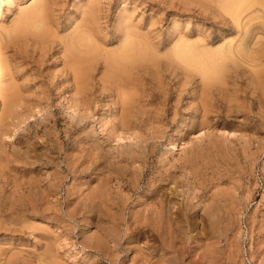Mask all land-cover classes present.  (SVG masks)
Instances as JSON below:
<instances>
[{
    "label": "rangeland",
    "instance_id": "374dc122",
    "mask_svg": "<svg viewBox=\"0 0 264 264\" xmlns=\"http://www.w3.org/2000/svg\"><path fill=\"white\" fill-rule=\"evenodd\" d=\"M36 1L43 3L46 1V5L50 4L47 5V9L45 8L48 15L44 14L46 15L44 20L45 23H49L45 25L51 28H48V34L50 32L53 34H49V37L47 34L41 36L43 38L40 36L30 38L17 33L19 37L14 35L12 39L7 40L4 36L6 29L4 34H1L0 30V59L6 57L0 61L7 71L4 79L0 81V109L3 110L4 105L9 110L5 109L6 112L13 113L6 115L4 110L5 114L0 111V116L2 115L0 142L3 145L0 144V148L4 147L0 149V156L1 159L3 156H7L8 159L10 157L9 163L6 157H3V162L0 161V263L25 264L26 260L28 264L31 263L30 261L35 264H38V261L39 264L52 262L54 264H173V261L174 264H264V71H261L264 68V0H246V3L243 2L244 6L241 5L242 0H238L240 4L237 0H97L96 7L94 6L97 2H93L96 0H90L91 2L89 0H17L13 6L4 0L1 1L3 4L0 2L2 14H0V29L4 30L3 26L13 27L12 24H15L16 20L19 21L16 18L20 19L32 5L36 6ZM221 1H228L229 5L236 1L238 6L234 2L233 8L236 6L235 8L238 9L240 6L242 9L237 10L236 16L234 13L237 12L236 9L229 10L232 7L229 8L226 3L228 6L226 8L225 2ZM87 4L91 9L93 7L91 11ZM92 12L97 13L94 15ZM85 14L86 17L90 14L91 19H88L92 25L85 18ZM87 22L89 25H86ZM119 25L123 26L122 29ZM77 27L83 28H80L81 33L87 31L85 34L89 32L90 35L93 32L92 35H96V38L93 36L91 40V36L81 34ZM76 29L80 35L88 37L93 42L97 39L96 41L101 44L100 41L105 39L100 45L105 46L104 48L97 43L103 51L99 49L101 53L98 56L101 57H94L91 63L94 66L98 64V67L92 66L93 74L90 72L91 78L88 79L90 82L87 81L90 85H86V82L82 85V90L81 87L76 86L74 77L69 71L66 60L68 52L64 44L70 39L69 35L72 36L71 39L78 36V32L74 31ZM123 29L125 32H122ZM129 29L132 33L137 31L138 33L133 34H138L139 37L131 36L141 38L146 42L147 47L152 38L153 43L149 44L152 47L149 49L150 52L154 54L158 51L161 54L154 55L157 56L158 63H142V69L139 68L142 72L140 76L139 74L136 75L138 77L133 76V81L137 84L139 82V86H135L130 92L134 93L140 86H142L140 90L141 88L143 90L139 91L140 93L136 91L140 97L130 93L135 98L136 104L138 100L142 102V105L138 102L140 106L131 104L133 107L129 108L128 113L125 112L128 115H125L128 122L133 119L131 124H127L129 128L132 126L131 130L125 129L126 125L124 124V128L122 121H119L123 116L119 106L124 96L114 84L104 81L106 71L108 73V68H104L107 67L104 61L107 55L105 52L109 49V52L112 50L114 52L115 47L118 52L122 48V41L125 42L124 40L127 39L124 37H129L131 34L126 32ZM139 31L144 37H141L143 35L139 34ZM146 33L150 38L145 37ZM179 39L182 42L185 40L184 43L189 42L190 45L197 43V46L193 45V49L195 46V49L199 47L197 50H201L202 46L204 48L202 50H208L205 53L196 50L198 53H195L199 55H193L195 53L192 52V56H197L200 64L207 65L203 66L207 70L210 71L213 67L209 74L211 73V78L215 75L213 77L215 82L210 78L212 84H209V80L206 79L209 74L205 76L206 74L201 70L198 71L199 67L198 70L196 66L192 69L200 72L198 74L196 71L194 74L199 76L203 74L201 76L209 82L207 86H212L209 89L211 91H207L209 87L203 88L207 87L205 84L200 87L204 80L201 81L199 77L200 81H198L199 79L194 77L191 66L185 65V68H182L184 62L181 63L182 65L176 64L179 59L174 58L177 51L173 49L180 43ZM96 41L95 44L92 42L93 46L96 45ZM203 44L209 49L213 48L212 52ZM181 48L182 46L177 47V49ZM181 50H184V47ZM200 52L203 53V60ZM213 52H217L218 58ZM226 53L231 55H225ZM203 55L209 57L203 58ZM220 56L230 61L221 60ZM175 59L177 61L174 62ZM5 60H9L10 63L7 61L4 63ZM220 63L225 66L231 64V67L228 65L226 66L228 69L224 70V66ZM200 64L198 65L201 67ZM221 67L225 71L224 74ZM183 69H188L186 71L188 78L185 76L186 73H183L185 72ZM188 71H192L190 74L192 77L188 75L190 73ZM217 71L219 76L215 73ZM220 75H223L224 81ZM217 77L220 83H217ZM10 86L15 89L14 99L11 100V104H14V100L15 104L10 105L8 109L2 94L7 88H11ZM200 88L204 92H201ZM199 97L203 100H199ZM205 97L207 100L204 99ZM194 98H197V101H194ZM117 99L120 103H117ZM204 100L208 102H203ZM68 101L76 104L75 108L80 117L69 108ZM200 101L203 104L210 103L208 111L211 112L207 111L208 105H203ZM213 102L216 106H213ZM203 106L205 110L201 112L199 109ZM10 109H14L13 112ZM213 109L217 112L215 113ZM207 112L210 117L205 116L208 115ZM118 113L121 116H116L119 115ZM3 115L8 117L5 118ZM147 116L154 121H149ZM4 119H8V123ZM200 119L203 122H200ZM7 124L12 127H8ZM108 127L112 130H108ZM4 128L11 131L7 130L8 134L3 135L2 133L6 132ZM180 131L182 133H179ZM117 136H120V139ZM117 139L120 141L117 142ZM168 171L173 172L175 177L178 176L176 183L173 179L166 178ZM137 173L142 180H138ZM161 185H165V191L162 190L157 194L154 190L156 186H159L158 189L161 188ZM44 189H47V192ZM152 189L153 192L150 191ZM34 192L37 194L35 195ZM105 192L106 200L103 199ZM162 192L165 193L164 197L169 192L165 197L167 199L163 201L165 203H161L163 208L157 203L161 202L158 200H161ZM99 195L103 203L97 197ZM220 201L221 203H218ZM31 203L34 204L32 207ZM23 206L28 207V210ZM103 207L106 209L104 210ZM164 208L170 209L172 216H175L176 231L166 227L167 231L162 228L159 230V224L166 223L168 226L166 214L161 213ZM16 209L17 212L21 210L20 213H17ZM27 215L30 217L28 218ZM176 218L183 221H178ZM220 223L222 226L219 225ZM58 226H60L59 230ZM47 230L50 232L47 233ZM48 236L56 237L49 239ZM51 241L56 244H52ZM55 252H58V255H54ZM169 256L173 257L170 262H168ZM11 259L16 260V263Z\"/></svg>",
    "mask_w": 264,
    "mask_h": 264
},
{
    "label": "bare ground",
    "instance_id": "6f19581e",
    "mask_svg": "<svg viewBox=\"0 0 264 264\" xmlns=\"http://www.w3.org/2000/svg\"><path fill=\"white\" fill-rule=\"evenodd\" d=\"M1 1H4V0H0V2ZM11 1H13V2H10V1H8L7 0V3L9 4V2L11 3V5L13 6V5H15V3L17 2V0H11ZM90 1V0H89ZM92 1V0H91ZM90 1V2H91ZM216 1V0H215ZM223 1V0H222ZM221 1V2H222ZM229 1H231V0H229ZM233 1V0H232ZM238 1V0H237ZM239 1H241V0H239ZM238 1V3L240 4L241 2H239ZM248 1V0H247ZM42 2V1H41ZM41 2H38V1H36V3H37V5L36 6H33V8H32V6H31V10L29 9V8H27V10L29 9V11L28 12H25L21 17H20V19L19 18H16V19H18L19 21L18 22H16L15 20V24L13 23L12 25H13V27L12 26H9V27H11V28H9L8 26V28L7 27H5V26H3L4 27V30L3 29H0L2 32H1V34H4V31H5V29H6V31H5V37H6V39L8 40V38H10V39H12L13 37H14V35L16 36L17 35V33H20V34H24V35H26V36H29L30 38H32V36H46L47 34H48V28H50V26H46L45 24H47V23H45V21L46 20H44V19H46V15H44V14H47L48 15V13H46V11H45V8L47 9L48 8V6L47 5H50L49 3L46 5V1H44V3H45V5H44V3L42 4ZM89 2V3H90ZM93 2H97V0L96 1H93ZM225 2V1H224ZM224 2H222V3H224ZM235 2V3H234ZM233 3L236 5L237 3H236V1H234ZM243 2H245L246 3V0H242V4L241 5H245V4H243ZM2 4H3V2H1ZM36 3H34V5L36 4ZM38 3H40V4H38ZM219 3H220V1H219ZM221 3V4H222ZM226 3H227V5L229 6V8L230 7H232V8H230L229 10H232L233 9V11H234V8L236 7L235 5V7L233 8V6H232V2H230V3H232L231 5H229V3H228V1H226L225 2V5L224 6H226ZM263 3H264V1H263ZM92 5H93V3H91ZM98 4V2L95 4V6L94 7H96V5ZM10 5V4H9ZM8 5V6H9ZM88 5V4H87ZM87 5H84V6H87ZM91 5V6H92ZM47 6V7H46ZM84 6H83V8H84ZM89 7H90V5H88ZM228 6H226V8H228ZM237 6H238V4H237ZM242 6V7H243ZM7 7V6H6ZM16 7V6H15ZM88 7V8H89ZM98 7V6H97ZM12 8V7H11ZM239 8H241L240 6L238 7V9H236L235 11H237V10H240ZM244 8V7H243ZM10 9V8H9ZM13 9V8H12ZM90 9V11L93 9V7H92V9H91V7L89 8ZM95 9V8H94ZM242 9V8H241ZM81 10V9H80ZM83 10H85V9H83ZM86 10H87V7H86ZM97 10V9H96ZM98 10H100V9H98ZM22 11V10H21ZM25 11H26V9H25ZM48 11V10H47ZM88 11V10H87ZM93 11H95V10H93ZM10 12V11H9ZM8 12V13H9ZM80 13V12H79ZM83 13H89V12H83ZM83 13H81L82 15H83V17H84V14ZM91 13V12H90ZM93 13V12H92ZM97 13V12H96ZM95 13V14H96ZM235 14H236V16H237V13H238V11L237 12H234ZM0 14H1V10H0ZM11 14V13H10ZM94 14V13H93ZM94 14V15H95ZM2 15V14H1ZM45 17H44V16ZM19 17V16H18ZM44 17V18H43ZM83 17H81V18H83ZM96 17V16H95ZM122 17V16H121ZM85 18L86 19H88V18H90V14L88 15L87 14V17H86V14H85ZM97 18V17H96ZM91 19V18H90ZM92 19H95V18H92ZM125 19V18H124ZM48 20V19H47ZM44 21V22H43ZM73 21V20H72ZM75 21V20H74ZM81 21H83V20H81ZM88 21L91 23V21L88 19ZM92 21H94V20H92ZM126 21H127V19H126ZM125 21V22H126ZM48 22V21H47ZM120 22V21H119ZM83 23V22H82ZM85 23V22H84ZM97 23V22H96ZM49 24V23H48ZM47 24V25H48ZM98 24V23H97ZM120 24V23H119ZM122 25H123V23H121ZM126 24V23H125ZM86 25H89L88 24V22L86 23ZM91 25H92V23H91ZM95 24H93V26H94ZM121 25V26H122ZM127 25V24H126ZM125 25V26H126ZM130 25V24H129ZM82 26V25H81ZM92 26V27H93ZM120 26V25H119ZM121 26H120V28H121ZM2 27V28H3ZM90 27V26H89ZM88 27V28H89ZM96 27V26H95ZM123 27V26H122ZM128 27V26H127ZM132 27V26H131ZM47 28V29H46ZM78 28V27H77ZM81 28V27H80ZM80 28H78V30H79V32H80ZM87 28V27H86ZM94 28V27H93ZM126 28V27H125ZM130 28V27H129ZM135 28V27H134ZM133 28V29H134ZM137 28V27H136ZM51 29V28H50ZM49 29V30H50ZM81 29H83V28H81ZM91 29V28H90ZM95 29V28H94ZM93 29V30H94ZM122 29V28H121ZM128 29V28H127ZM127 29H125V30H127ZM131 30H132V28H130ZM130 29L128 30V31H126L128 34L129 33H131V34H129L130 36L131 35H135V34H133V33H136V32H133L132 33V31H130ZM78 30L76 29V30H74V31H77L78 32ZM92 30V29H91ZM92 30V31H93ZM134 30H137V29H134ZM139 30V29H138ZM50 31H52V30H50ZM73 31V30H72ZM71 31V33H73ZM90 31V30H89ZM96 31H98V30H95V32ZM78 32V36L76 37L75 36V38H73V39H71L72 38V36L70 37V35H69V40H68V38L66 39V40H68L66 43L64 42V44H66L65 46H66V52H68V55H66V56H68V58L66 59L67 60V63H68V65H67V63H66V65L69 67V71L71 72V75H73V81H75V84H77L76 86H79V87H81V90H82V85L83 84H85L87 81H88V79H89V77H90V72L92 73V71L91 70H94V69H92V66H94L91 62H93L92 61V59L94 58V57H96V56H98V54H100L101 53V51L99 50V49H101V48H104V47H102V46H100L101 44H102V42H105V41H103V40H105V39H103V37H102V39L103 40H101L100 42H101V44L100 43H98L96 40L97 39H94V42L96 41V45H97V43H98V45L101 47V48H99L98 47V45L96 46H93L92 45V42L93 41H91L92 40V37L94 36V35H92V33L89 35V32H88V34H85V32H87V31H85V32H83L82 31V33L84 34V35H86V36H91L90 37V39L88 38V37H85V36H83V35H80V33ZM122 32H125L124 31V29H123V31ZM51 33L52 32H50L49 34L51 35ZM81 33V34H82ZM99 33H100V29H99ZM99 33H97V35L99 34ZM126 33V34H127ZM138 33V32H137ZM49 34H48V36L47 37H49ZM53 34V33H52ZM73 34H76V33H73ZM139 34H142V33H140V31H139ZM145 34V33H144ZM22 35H21V37H22ZM120 35H121V33H120ZM123 35V34H122ZM128 35V36H129ZM143 35V34H142ZM96 36V35H95ZM94 36V37H95ZM124 37V38H127L126 40H124L125 42H123L122 41V48L121 49H119L118 50V52H117V50H116V47H115V50H114V52H113V50H112V52H109L110 51V49L108 50V52H105L107 55H106V58L104 59V61H106L105 63L107 64V67H104V68H108L107 70H108V73H107V71H106V75H104V81H108L109 83H111V85L112 84H114L115 85V88H117V90L119 89L120 90V94H122L123 96H124V98L122 99L121 97H122V95H121V103L119 102V100H118V102L117 103H120V111L123 113H121V115H123L122 116V119L121 120H119V121H122L121 123L123 124V127H124V124L126 125V127L128 126L127 124L129 123V124H131L133 121V119L131 120V122H128V119L125 117V115L126 116H128L127 115V113H128V110H129V108L131 107H133L134 106V104H136L134 101H135V98L133 97V95H131L130 93H132V94H134V95H136V96H138L139 95V93L143 90L142 88H141V90H140V87H142V86H140L139 87V89H138V87H137V89H135L136 91H140L139 93L138 92H136V94H135V92L133 93V92H130V91H133L134 90V88H135V86H139L138 84H139V82H138V84L136 83V81H133V76L135 75H137V74H139V76H140V73H142L141 72V69H142V63H150V64H155L156 62L158 63L159 62V60L157 59V56H154V55H157V53L158 54H160L158 51L156 52L154 49H156V47L153 49L155 52H156V54H155V52H154V54L152 53V52H150V50L149 49H151L152 47H150V45L149 44H152L153 43V41H152V38H150V37H148V36H150V35H148L147 36V33H146V35H145V37L147 36L148 38H150L151 39V42H149L148 43V47H150V48H148L147 47V45H146V42H144L141 38H137V37H139L138 36V34L137 35H135V36H137L136 38L133 36H131V37ZM3 37V36H2ZM17 37H19L18 35H17ZM64 37H66V36H64ZM98 37H99V35H98ZM122 37V38H123ZM141 37H144V35L143 36H141ZM182 37V36H181ZM25 38V37H24ZM33 38H35V37H33ZM37 38V37H36ZM41 38H43V37H41ZM96 38V37H95ZM99 38H101V36L99 37ZM128 38H130V39H128ZM147 38V39H148ZM5 39V40H6ZM28 39V38H27ZM44 39H46L45 37H44ZM43 39V40H44ZM64 39V40H65ZM182 39V38H181ZM181 39H179V41H180V43L178 44V45H176L175 47H174V51H177L174 55H175V57L174 58H178L179 60H181V61H179L178 60V62H176V64L178 63H180V65H182L181 63L182 62H184V65H182L181 67L183 68H185V65H187V67H190L191 66V68L190 69H192V67H194V66H196V69L199 67V70L198 71H202L203 73H205L206 75L205 76H207L208 74H209V72H212L211 70L213 69V67H212V69L209 71V70H207L206 68H204L203 66H207V65H204V64H200L198 61V59L196 58L199 54H196L195 52H197V51H203V53H205V51H208V50H206L205 49V51L204 50H202V49H204L202 46L200 47V49L201 50H197L198 48H196L195 49V46H194V49L192 48L193 47V45L195 44L194 42V44L193 45H190V43L188 42H185V43H187V44H185L184 43V41L182 42L181 41ZM245 39V38H244ZM243 39V40H244ZM91 41V44H90V41ZM99 40V39H98ZM145 40V39H144ZM12 41V40H11ZM11 41H9V42H11ZM120 41H121V38H120ZM147 41V40H146ZM149 41V40H148ZM147 41V42H148ZM178 41V42H179ZM8 42V43H9ZM13 42V41H12ZM93 42V43H94ZM119 42V41H118ZM236 42H238V41H236ZM243 42H246V41H243ZM106 43H108V42H106ZM105 43V44H106ZM181 43H182V45H181ZM10 44V43H9ZM95 44V43H94ZM120 44V43H119ZM183 44H184V46H183ZM192 44V43H191ZM198 44H200V43H198ZM121 45V44H120ZM120 45H119V47H120ZM156 45V44H155ZM154 45V46H155ZM182 46V48L181 49H183V47H184V50H181V49H177V47L179 46V48ZM196 46H197V43L195 44ZM204 45V44H203ZM243 45V44H242ZM64 46V47H65ZM205 46V48H208L209 49V47H207L206 46V44L204 45ZM227 46H229V45H227ZM234 46H236V45H234ZM109 48V47H108ZM175 48H176V50H175ZM244 48V47H243ZM106 49L107 48H105V51H106ZM113 49V48H112ZM117 49H118V45H117ZM158 49V48H157ZM213 49V48H212ZM212 49H209V51H211ZM219 49V48H218ZM227 49H229V47H227ZM233 49L234 48H232V52H233V54L235 53L234 51H233ZM102 50V49H101ZM171 50H172V48H171ZM193 50H195V51H193ZM197 50V51H196ZM221 50H223V49H221ZM103 51V50H102ZM152 51V50H151ZM170 51V50H169ZM214 51H216L215 49H214ZM228 52H229V50H227ZM248 51V50H247ZM117 52V53H116ZM192 52L193 53H195V54H193V55H197L196 57L195 56H192ZM201 52H200V54H201ZM212 52V51H211ZM238 52V51H237ZM250 52V51H249ZM102 53H104V52H102ZM170 53V52H169ZM169 53H167V54H169ZM198 53V52H197ZM202 53V54H203ZM217 53V52H216ZM216 53H214L213 52V54H215V55H217ZM231 53V52H230ZM254 53V52H253ZM261 53V52H260ZM259 53V54H260ZM171 54V53H170ZM169 54V55H170ZM173 54V53H172ZM171 54V55H172ZM202 54H201V59H202ZM220 54V53H219ZM232 54V55H233ZM243 54V53H242ZM251 54H252V52H251ZM256 54H257V52H256ZM103 55V54H102ZM105 55V54H104ZM103 55V56H104ZM161 55V54H160ZM168 55V56H169ZM170 55V56H171ZM222 55V54H221ZM225 55H231V54H225ZM237 55H239V54H237ZM262 55V54H261ZM0 56H1V51H0ZM159 56V55H158ZM166 56V55H165ZM218 56L219 55H217L216 57L218 58ZM224 56V55H223ZM236 56V55H235ZM243 56V55H242ZM98 57H101V55L100 56H98ZM162 57V56H161ZM173 57V56H172ZM195 57V58H194ZM200 57V56H199ZM204 57H209V55L207 56H204L203 55V58ZM211 57H213V56H211ZM222 56H220L219 58H221ZM236 57H238V56H236ZM247 57V56H246ZM260 57V56H259ZM259 57H256V58H259ZM3 58L5 59L6 57H1V59L0 60H3ZM167 58V57H166ZM214 58V57H213ZM216 58V59H217ZM243 58V57H242ZM244 58H245V56H244ZM162 59V58H161ZM169 59V58H168ZM226 60L225 58H221V60ZM232 59L234 60V57L232 56ZM158 60V61H157ZM203 60V59H202ZM227 60H229V59H227ZM226 60V61H227ZM253 60V59H252ZM7 61V63L9 62L10 63V61L9 60H5L4 61V63ZM161 61V60H160ZM171 61V60H170ZM175 61H177L176 59L174 60V62ZM205 61V60H204ZM219 61V60H218ZM230 61V60H229ZM101 62H102V60H101ZM201 62V61H200ZM220 62V61H219ZM225 62V61H224ZM223 61H222V63H224ZM6 63V64H7ZM95 63V62H94ZM103 63V62H102ZM104 63V64H105ZM145 63V64H146ZM204 63V62H203ZM207 63H208V61H207ZM228 63V62H227ZM231 63H234L235 64V62H231ZM236 63H237V61H236ZM92 64V65H91ZM103 64V65H104ZM170 64V63H169ZM198 64H200L201 65V67L203 68V69H201V67L198 65ZM211 64V63H210ZM209 64V65H210ZM96 65H97V67H98V64H95V66L94 67H96ZM99 65H100V63H99ZM174 65V64H173ZM172 65V66H173ZM217 65H218V63H217ZM216 65V67L217 68H219L220 69V67H218ZM220 65L221 66H224V70H225V68H226V66H228L229 65V67H231V64H226V66H225V64L224 65H222L221 63H220ZM153 66V65H152ZM175 66V65H174ZM144 67L145 68H147L145 65H144ZM151 67V66H150ZM158 67V66H157ZM160 67V66H159ZM101 68V67H100ZM139 68H141V69H139ZM155 68V67H154ZM175 68H177V67H175ZM174 68V69H175ZM195 68V67H194ZM223 67H221V70H223L222 69ZM96 69L97 68H95V71H96ZM151 69V68H150ZM189 69V70H190ZM228 69V67L226 68V70ZM263 69V70H262ZM261 69V71H264V68H262ZM102 70V69H101ZM106 70V69H105ZM153 70V69H152ZM182 70V69H181ZM188 69H186V70H184L183 69V71H185V72H183V73H186V71H187ZM196 70V71H197ZM217 70V69H216ZM222 71V73L224 74V72L225 71ZM99 71H100V69H99ZM192 71H193V74L194 73H196V71L195 70H193L192 69ZM192 71H188V72H190L188 75H190V74H192L191 72ZM195 71V72H194ZM198 71H197V73H198ZM260 70H258V72H259ZM156 73H157V71H155ZM213 72H214V70H213ZM221 72V71H220ZM6 73H7V71H6V69H5V66L1 63V61H0V81H1V79L3 78L4 79V77L6 76ZM100 73V72H99ZM103 74H105L104 72H102ZM150 73H151V71H150ZM182 73V74H183ZM200 73V72H199ZM198 73V74H199ZM217 75H218V71L217 72H215ZM260 73V72H259ZM93 74V73H92ZM198 74H194L195 76L194 77H197V80L199 79V77H200V79H201V81H202V79L204 80V82H202V84L200 85V87L201 86H207L208 84L207 83H209V84H212V82H213V79H214V82H215V78H213L214 76H212V78L210 77L211 75V73L207 76V78L206 79H212V82H211V80H209V82H207L206 81V79H204L202 76H203V74H202V76H201V74H200V76L198 75ZM221 74V73H220ZM95 75V74H94ZM94 75H91V76H93L94 77ZM152 75V74H151ZM185 75V74H184ZM197 75V76H196ZM213 75V74H212ZM134 76V77H135ZM142 76V75H141ZM144 76H145V74H144ZM147 76V75H146ZM157 76V75H156ZM185 76H187V73H186V75ZM191 76V75H190ZM204 76V77H205ZM219 76V75H218ZM221 76V79L222 78H224V77H222L223 75H220ZM136 77H138V76H136ZM192 77V76H191ZM191 77H190V79H191ZM91 78V77H90ZM101 78H103V76H102V74H101ZM100 78V79H101ZM140 78V77H139ZM187 78H188V76H187ZM136 79V78H135ZM138 79V78H137ZM141 79V78H140ZM139 79V80H140ZM149 79V78H148ZM195 79V78H194ZM200 79L198 80V81H200ZM218 81H217V83L219 82L220 83V81H219V79H218V77L216 78ZM90 80V79H89ZM102 80V79H101ZM113 80V81H112ZM196 80V79H195ZM223 80V79H222ZM106 81V82H107ZM206 81V82H205ZM224 81V80H223ZM88 82H90V81H88ZM86 83V85L87 84H89V83ZM101 82H103V80L101 81ZM105 82V83H106ZM112 82H114V83H112ZM136 84H135V83ZM140 82H141V80H140ZM108 83V84H109ZM134 83V84H133ZM143 83V82H142ZM194 83V82H193ZM199 83V82H198ZM216 83V84H217ZM261 83V82H260ZM0 84H1V82H0ZM203 84H205V85H203ZM90 85V84H89ZM88 85V86H89ZM105 85V84H104ZM110 85V84H109ZM141 85V84H140ZM196 85H197V83L195 84V86L194 87H196ZM198 85V86H199ZM87 86V87H88ZM133 86V87H132ZM211 86V85H210ZM210 86H207V87H203V88H205V89H207L208 87V89H207V91L210 89ZM216 86V85H215ZM215 86H214V88H215ZM11 88H7V90H5V93L3 92V94H2V97L4 96L5 97V99H6V101H4L5 103L4 104H6V107H8V109H9V107H10V105H12L11 104V100H12V98H13V95H14V92H13V90L15 91V89H14V87H12V86H10ZM86 87V88H87ZM107 87H108V85H107ZM113 86H111V88H112ZM185 87V86H184ZM212 87V86H211ZM217 87V86H216ZM78 88V87H77ZM84 88H85V85H84ZM193 88V87H192ZM218 88V87H217ZM216 88V89H217ZM112 89H114V88H112ZM181 89V88H180ZM184 89V88H183ZM194 90V89H193ZM221 89H219V91H220ZM223 90V89H222ZM84 91H86V89L84 90ZM111 91V90H110ZM115 90H113V92H114ZM194 91H196V89L194 90ZM198 91V90H197ZM200 91H201V88H200ZM206 91V90H205ZM209 91H211V90H209ZM225 91H227V89L225 90ZM263 91V90H262ZM81 92V91H80ZM201 92H204V90H202ZM16 93V92H15ZM83 93V92H82ZM117 93V92H116ZM138 93V94H137ZM183 93V92H182ZM207 93V92H206ZM206 93H203V94H206ZM222 93H223V91H222ZM118 95H119V93H118ZM180 95V94H179ZM200 95H201V93H200ZM207 95V94H206ZM215 95V94H214ZM229 95H230V93H229ZM155 96V95H154ZM203 96V95H202ZM117 97V96H116ZM139 97H140V95H139ZM160 98H162V96H159ZM158 97V98H159ZM197 97V96H196ZM209 97V96H208ZM212 97V96H211ZM118 98V97H117ZM119 98V99H120ZM138 98V97H137ZM156 98H157V96H156ZM4 99V98H3ZM4 99V100H5ZM14 99V98H13ZM197 99V98H196ZM195 98L193 99L194 101H197ZM199 100H203V98L201 97V99H200V97L198 98ZM204 99H206L207 100V98L205 97ZM116 100V101H117ZM156 101H157V99H155ZM154 99H153V101H155ZM159 100V99H158ZM192 100V101H193ZM212 100V99H211ZM214 100V99H213ZM98 101V100H97ZM115 101V102H116ZM139 101H141V100H138V102ZM209 101H210V99H209ZM13 102V101H12ZM76 102V101H75ZM137 102V101H136ZM138 102H137V104H138ZM200 102H202V101H200ZM199 102V103H200ZM203 102H208V101H203ZM203 102L201 103V104H203ZM117 103H116V105H117ZM134 103V104H133ZM190 103H192V102H190ZM214 103V102H213ZM14 104H15V100H14ZM14 104L12 105V106H14ZM68 104H69V108L75 113V115H78V112H77V110H76V104L73 102V101H68ZM133 106H132V105ZM136 104V105H137ZM139 104H141L142 105V102L140 103L139 102ZM138 104V105H139ZM205 104V103H204ZM203 104V105H204ZM207 104V103H206ZM205 104V105H206ZM209 104L210 103H208L207 105H208V108H207V111H208V109H209ZM119 105V104H118ZM135 105V106H136ZM199 105V104H198ZM197 105V106H198ZM213 105V104H212ZM140 106V105H139ZM202 106V105H201ZM213 106H216L215 105V103H214V105ZM118 107V108H119ZM3 110L6 112V108H5V106L3 105ZM12 108V107H11ZM14 108V107H13ZM203 108V109H202ZM202 108H200L199 110L201 111V110H205V108H204V106L202 107ZM212 108V107H211ZM216 108V107H215ZM6 109V110H5ZM135 109V108H134ZM146 109V108H145ZM218 109V108H217ZM2 109H0V111H3ZM11 110V109H10ZM12 110H14V109H12ZM11 110V111H12ZM132 110V109H131ZM196 110H197V107H196ZM214 111H215V109H213ZM4 111H3V114H5L4 113ZM7 111H9V110H7ZM120 111H119V113H120ZM127 111V113H125ZM149 111H150V109H149ZM198 111V110H197ZM210 111V110H209ZM208 111V112H209ZM13 112V111H12ZM146 112V111H145ZM144 112V113H145ZM202 112V111H201ZM207 112V113H208ZM211 112V111H210ZM213 112V111H212ZM217 111H215V113H216ZM2 113V112H1ZM9 113H11V112H9ZM8 112H6V115L8 114V115H10ZM118 113V114H119ZM139 113V112H138ZM137 113V114H138ZM148 112H146V114H147ZM152 113H153V111H152ZM214 113V112H213ZM11 114H13V113H11ZM130 114H132L133 115V113H130ZM136 114V115H137ZM157 114V113H156ZM202 114H204V113H202ZM110 115V114H109ZM120 114L119 115H116V116H121ZM131 115V116H132ZM139 115V114H138ZM148 115V114H147ZM200 115V114H199ZM210 114L208 113V115H205L206 117L207 116H209ZM14 116V115H13ZM12 116V117H13ZM79 117H80V115H78ZM112 116V115H111ZM115 116V117H116ZM141 116H143V115H141ZM204 116V115H203ZM219 116V115H218ZM1 118H2V115L0 116ZM3 117H5V118H7L5 115H3ZM10 117V116H9ZM83 117V116H82ZM117 117V118H118ZM146 117V116H145ZM150 117H152V115L150 116ZM201 117V116H200ZM210 117V116H209ZM108 118V117H107ZM109 118H110V116H109ZM116 118V119H117ZM138 118H140V116L138 117ZM147 118H149L148 116H147ZM155 119V118H154ZM201 119H202V117H201ZM200 119V120H201ZM204 119V118H203ZM5 120V119H4ZM8 120V119H7ZM7 120H5V122L6 123H8L7 122ZM28 120V119H27ZM107 120V119H106ZM118 120V119H117ZM145 120V119H144ZM151 119L149 118V121H150ZM199 120V121H200ZM1 121V120H0ZM3 121V120H2ZM10 121H11V118H10ZM109 121H110V119H109ZM140 121V120H139ZM138 121V122H139ZM146 122H147V120H145ZM148 121V122H149ZM152 122L154 121L153 120V118H152V120H151ZM4 122V121H3ZM2 122V123H3ZM3 123L4 125H6V123ZM14 122V121H13ZM12 122V123H13ZM111 122V121H110ZM137 122V123H138ZM147 122V123H148ZM200 122H203L202 120L200 121ZM15 123V122H14ZM13 123V124H14ZM96 123V122H95ZM104 123H105V121H104ZM108 123V122H107ZM106 123V124H107ZM112 123V122H111ZM120 123V122H119ZM136 123V122H135ZM11 124V123H10ZM18 124V123H17ZM114 125H115V123H113ZM142 124V123H141ZM140 124V125H141ZM200 123H198V125H199ZM1 126H2V124H0ZM8 125V124H7ZM20 125V124H19ZM108 125V124H107ZM110 125V124H109ZM112 125V124H111ZM140 125H137L138 127L140 126ZM153 125H154V123H153ZM201 125V124H200ZM106 126V125H105ZM117 126V125H116ZM120 127H121V125H119ZM3 127H5V126H3ZM8 127H12V126H10V125H8ZM113 127V126H112ZM132 127V126H131ZM129 128V127H127V128H125V129H128L129 128V130H131L132 128ZM151 127V126H150ZM6 128H7V126H6ZM115 128H117V127H114V129ZM136 128V127H135ZM0 129H1V127H0ZM3 129V128H2ZM123 129V128H122ZM124 129V130H125ZM134 129V128H133ZM136 129H138V128H136ZM4 130H5V128H4ZM7 130H10V129H6L5 131L7 132H5V133H2L3 135H6V134H8V132L9 131H7ZM108 130H112V128L110 129L109 127H108ZM118 130H120L119 129V127H118ZM11 131V130H10ZM115 131H117V129L115 130ZM179 131V130H178ZM177 131V132H178ZM76 132V131H75ZM99 132V131H98ZM128 132V131H127ZM132 132H133V130H132ZM131 132V133H132ZM110 133L112 134V131H110ZM121 132H119V134H120ZM123 133H124V131H123ZM130 133V134H131ZM179 133H182L181 131L179 132ZM98 134V133H97ZM110 134V135H111ZM135 134V133H134ZM10 135H12L11 133H10ZM181 135V134H180ZM99 136V135H98ZM134 136V135H133ZM114 137V136H113ZM118 137V136H117ZM120 137V136H119ZM118 137V139H120ZM132 137V136H131ZM111 138V137H110ZM117 139V140H118ZM0 140H1V138H0ZM116 140V139H115ZM121 140H122V138H121ZM18 141V140H17ZM101 141V140H100ZM120 140H118L117 142H119ZM2 142H3V144H4V141H3V139H2ZM0 144H1V142H0ZM2 145V144H1ZM0 145V146H1ZM100 145V144H99ZM3 146V145H2ZM2 149H4V147H1ZM0 148V149H1ZM138 150V149H137ZM17 152V151H16ZM3 153H5V152H3ZM135 153H138V151H135ZM123 154H124V152H123ZM134 154V153H133ZM7 155V154H6ZM14 155H15V153H14ZM21 155V154H20ZM47 155V154H46ZM49 155V154H48ZM118 155V154H117ZM119 155H120V153H119ZM125 155V154H124ZM127 155V154H126ZM132 155V154H131ZM136 155V154H135ZM16 156V155H15ZM18 156V155H17ZM35 156V155H34ZM44 156V155H43ZM42 156V157H43ZM51 156V155H50ZM96 156V155H95ZM121 156V155H120ZM3 157H6V160H7V163H9L8 161H10L9 159H10V157H9V159L7 158V156H3ZM3 157H2V159H1V156H0V161H2L3 160ZM19 157H21V156H19ZM117 157V156H116ZM115 157V158H116ZM123 157V156H122ZM121 157V158H122ZM129 157V156H128ZM128 157H126V158H128ZM133 157H134V155H133ZM139 157V156H138ZM17 158V157H16ZM35 158V157H34ZM44 158V157H43ZM48 158V157H47ZM141 158V157H140ZM96 159V158H95ZM124 159V158H123ZM129 159V158H128ZM6 160H5V162L4 163H6ZM49 160V159H48ZM97 160V159H96ZM126 160V159H125ZM135 160H137V159H135ZM4 161V160H3ZM2 161V162H3ZM45 161V160H44ZM105 161V160H104ZM107 161V160H106ZM105 161V162H106ZM130 161H132V160H130ZM29 162V161H28ZM27 163V162H26ZM93 163V162H92ZM104 163V162H103ZM2 164V163H1ZM109 164V163H108ZM129 164H130V162H129ZM4 165V164H3ZM8 165V164H7ZM92 165V164H91ZM96 165V164H95ZM116 166H118V165H116ZM95 167H97V166H95ZM108 167V166H107ZM94 168V167H93ZM98 168V167H97ZM103 168H104V166H103ZM106 168V167H105ZM113 169V168H112ZM117 169V168H116ZM97 170V169H96ZM111 170V169H110ZM183 170V169H182ZM114 171V170H113ZM117 172H118V170H117ZM133 172H135V171H133ZM169 172V171H168ZM167 172V173H168ZM183 173H184V171H182ZM136 173V172H135ZM163 173V172H162ZM177 173V172H176ZM189 173V172H188ZM138 174V176L137 177H139L140 175H139V173H137ZM182 174V173H181ZM192 174V173H191ZM195 174V173H194ZM163 175V174H162ZM185 175V174H184ZM134 176H136V175H134ZM166 178H168V179H173L174 180V182L176 181V177H178V176H174L173 175V172H169L168 174H166ZM163 177V176H162ZM180 177V176H179ZM136 178V177H135ZM142 180L141 179V177H139L138 178V180ZM165 179V178H164ZM179 179V178H178ZM37 179H35V181H36ZM130 180V179H129ZM136 180V179H135ZM151 180V179H150ZM158 180V179H157ZM137 181V180H136ZM149 181V180H148ZM152 181V180H151ZM156 181V180H155ZM165 181V180H164ZM163 180H162V182H164ZM172 181V180H171ZM171 181H169V182H171ZM103 182V181H102ZM128 182V181H127ZM138 182V181H137ZM136 182V183H137ZM32 184H33V180H32V182H31ZM37 183H38V181H37ZM103 183H106V182H103ZM129 183V182H128ZM149 182H147V184H148ZM157 183H158V181H157ZM168 183V182H167ZM176 183V182H175ZM28 184V183H27ZM35 184V183H34ZM138 184V183H137ZM136 184V185H137ZM150 184V183H149ZM159 184H160V182H159ZM163 184V183H162ZM183 184V183H182ZM173 185V182H172V184H171V186ZM180 185V184H179ZM28 186V185H27ZM32 186V185H31ZM47 186V185H46ZM49 186V185H48ZM106 186V185H105ZM139 186V185H138ZM149 186H152V185H149ZM29 187V186H28ZM38 187H40V186H38ZM103 187V186H102ZM153 187V186H152ZM157 187H159V186H156V189L154 190L157 194H158V192H161L162 190H164V188H165V185H161V188H157ZM168 187V186H167ZM174 187V186H173ZM183 187V186H182ZM47 188H49V187H47ZM105 188V187H104ZM175 188V187H174ZM32 189V188H31ZM31 189H28V190H30L31 191ZM35 189H37V188H35ZM34 189V190H35ZM41 189V188H40ZM51 189V188H50ZM49 189V190H50ZM100 189V188H99ZM154 189V188H153ZM153 189L152 190H150L151 192H153ZM171 188H169V190H170ZM45 190V189H44ZM35 191H37V190H35ZM41 191V190H40ZM46 192H47V189L45 190ZM100 191V190H99ZM103 191V190H102ZM165 191V190H164ZM167 191V190H166ZM178 191V190H177ZM181 191V190H180ZM42 192H43V190H42ZM55 192V191H54ZM149 192V191H148ZM154 192V194H156ZM179 192V191H178ZM45 193V192H44ZM50 193H52V192H50ZM169 193V192H168ZM168 193H166L167 195H168ZM174 192H173V189H172V194H173ZM34 194L36 195L37 193H35L34 192ZM43 194V193H42ZM48 194V193H47ZM96 194V193H95ZM100 194H101V192H100ZM156 194V195H157ZM163 194H165L164 192H162L161 193V200H158V201H161L160 203L159 202H157L156 200V202L158 203V204H161L163 201H165V199H167V198H165V197H167V195L164 197V195ZM186 194V193H185ZM91 195V194H90ZM98 195V194H97ZM103 195V194H102ZM153 195V194H152ZM156 195H154V197L156 196ZM174 195V194H173ZM39 196V195H38ZM104 198L103 199H105V196H107L106 195V192L104 193ZM159 196H160V194H159ZM180 196V195H179ZM41 197H44V196H41ZM97 197H99L100 199H101V196L99 195V196H97ZM150 197V196H149ZM174 197V196H173ZM34 198V197H33ZM32 198V199H33ZM91 198V197H90ZM98 198V199H99ZM30 199V198H29ZM28 199V200H29ZM37 199H39V197L37 198ZM87 199V198H86ZM94 199V198H93ZM97 199V200H98ZM103 199H101V202L103 203ZM156 199V198H155ZM174 199V198H173ZM20 200V199H19ZM24 200V199H23ZM91 200V199H90ZM96 200V199H95ZM106 200V199H105ZM150 200V199H149ZM152 200V199H151ZM43 201V200H42ZM86 201V200H85ZM100 201V200H99ZM169 201V200H168ZM24 202H26V201H24ZM30 202H31V199H30ZM35 201H33V203H34ZM39 202H40V200H39ZM97 202V201H96ZM96 202H95V204H96ZM213 202V201H212ZM212 202H211V204H212ZM21 203V202H20ZM19 203V204H20ZM23 203V202H22ZM33 203H31V207H32V204ZM38 203V202H37ZM37 203L35 204L36 205V207L38 206L37 205ZM41 203V202H40ZM39 203V204H40ZM89 203V202H88ZM90 203H91V201H90ZM163 203H165V202H163ZM168 203H170V202H168ZM210 203V202H209ZM218 203H221V201L220 202H218ZM15 204V203H14ZM18 204V203H17ZM24 204V203H23ZM26 204V203H25ZM24 204V205H25ZM98 204V203H97ZM107 204V203H106ZM157 204V205H158ZM172 205H174V203H171ZM176 204V203H175ZM217 204V203H216ZM22 205V204H21ZM29 204L27 203V206H28ZM34 205V204H33ZM83 205H84V202H83ZM82 205V206H83ZM91 205V204H90ZM100 205H102V204H100ZM103 205H105V204H103ZM166 205V204H165ZM180 205V204H179ZM185 205V204H184ZM8 206V205H7ZM14 206V205H13ZM17 206V205H16ZM40 206V205H39ZM154 206V205H153ZM161 206H162V208L164 207L162 204H161ZM175 206H177V205H175ZM18 207H19V205H18ZM24 207V206H23ZM84 207V206H83ZM93 207H95V206H93ZM99 207H101V206H99ZM205 207H206V205H205ZM218 207V206H217ZM221 207V206H220ZM19 208H22V207H19ZM25 208V207H24ZM28 208V207H27ZM27 208H25V209H27ZM33 208H34V206H33ZM40 208V207H39ZM91 208V207H90ZM102 208V207H101ZM104 208V207H103ZM155 208V207H154ZM167 208H168V206H167ZM170 208V207H169ZM180 208V207H179ZM182 208H183V206H182ZM222 208V207H221ZM15 209V208H14ZM87 209V208H86ZM89 209V208H88ZM98 209V208H97ZM106 208H104V210H105ZM159 209V208H158ZM183 209H185V208H183ZM217 209V208H216ZM28 210V209H27ZM33 210V209H32ZM36 210H41V209H36ZM43 210V209H42ZM92 210H93V208H92ZM170 210V209H169ZM169 210H165V208L164 209H162V211H161V213H165L166 215H165V219H167L166 221L168 222L167 224H168V226L166 225V223H165V225H161V224H159V226H158V228H159V230H160V228H162V229H164V230H166V228H170V229H174L175 231H176V229H175V226H176V224H175V222H174V219H175V216L173 217L172 216V214H171V212L169 211ZM177 210V209H176ZM218 210V209H217ZM12 211V210H11ZM20 211L21 210H19V212H17V209H16V212L17 213H20ZM23 211H25L24 209H23ZM34 211H35V208H34ZM78 211V210H77ZM82 211V210H81ZM90 211H91V209H90ZM94 211V210H93ZM92 211V212H93ZM103 211V210H102ZM102 211H101V213H102ZM172 211V210H171ZM204 211H206L205 209H204ZM4 212H6V211H4ZM14 212H15V210H14ZM42 212V211H41ZM83 212V211H82ZM100 212V211H99ZM183 212V211H182ZM190 212V211H189ZM215 212V211H214ZM217 212V211H216ZM220 212V211H219ZM22 213V212H21ZM39 213V212H38ZM44 213H45V211H44ZM75 213H77V212H75ZM85 213V212H84ZM88 213V212H87ZM94 213V212H93ZM98 213V212H97ZM101 213H99V214H101ZM104 213H105V211H104ZM106 213H107V211H106ZM177 213V212H176ZM181 213V212H180ZM16 214V213H15ZM34 214V213H33ZM32 214V215H33ZM42 214V216H43V213H41ZM47 214V213H46ZM81 214V213H80ZM88 214H90V213H88ZM87 214V215H88ZM148 214H149V212H148ZM208 214V213H207ZM211 214V213H210ZM21 215V214H20ZM45 215V214H44ZM75 215V214H74ZM86 215V214H85ZM144 215H146V214H144ZM164 215V214H163ZM174 215H175V213H174ZM182 215V214H181ZM188 215V214H187ZM186 215V216H187ZM9 216V215H8ZM41 216V215H40ZM77 216V215H76ZM83 216V215H82ZM152 217H153V215H151ZM179 216V215H178ZM178 216H176V217H178ZM27 217H28V215H27ZM29 217H30V215H29ZM28 217V218H29ZM33 217V216H32ZM71 217V216H70ZM84 217V216H83ZM82 217V218H83ZM208 217V216H207ZM213 217V216H212ZM38 218V217H37ZM47 218V217H46ZM45 218V219H46ZM181 218V217H180ZM190 218H191V215H190ZM193 218V217H192ZM209 218V217H208ZM73 219V218H72ZM74 219H75V217H74ZM84 219H85V217H84ZM150 219H151V217H150ZM153 219V218H152ZM164 219V220H165ZM177 219V218H176ZM43 220V219H42ZM142 220V219H141ZM178 221L179 220H182L183 221V219H177ZM192 220V219H191ZM210 220H211V218H210ZM79 221H81L80 219H79ZM143 221V220H142ZM176 221V220H175ZM186 221H187V218H186ZM212 221V220H211ZM13 222V221H12ZM47 222V221H46ZM136 222V221H135ZM177 222V221H176ZM214 222V221H213ZM44 223V222H43ZM43 223H42V225H43ZM54 223V222H53ZM57 223H58V221H57ZM138 223H139V221H138ZM140 223H141V221H140ZM152 223V222H151ZM193 223V222H192ZM191 223V224H192ZM39 224V223H38ZM45 224V223H44ZM60 224V223H59ZM58 224V225H59ZM157 224V223H156ZM190 224V225H191ZM53 225V224H52ZM136 225H137V222H136ZM149 225V224H148ZM151 225H153V224H151ZM182 225V224H181ZM189 225V226H190ZM219 225H221V223L219 224ZM41 226V225H40ZM44 226V225H43ZM131 226H132V224H131ZM146 226V225H145ZM154 226V225H153ZM152 226V227H153ZM178 226V225H177ZM179 226H180V224H179ZM222 226V225H221ZM220 226V227H221ZM44 227H46V226H44ZM47 227H48V224H47ZM59 227L60 226H58V230H59ZM117 227V226H116ZM166 227V228H165ZM188 227V226H187ZM55 228H56V226H55ZM62 228V227H61ZM112 228V227H111ZM129 228V227H128ZM140 228H141V226H140ZM139 228V229H140ZM177 228V227H176ZM216 228V227H215ZM34 229H36V228H34ZM50 229H51V227H50ZM49 229V230H50ZM133 229H134V227H133ZM170 229H168V230H170ZM181 229V228H180ZM184 229V228H183ZM187 229H189L190 230V228H187ZM53 230V229H52ZM136 230V229H135ZM134 230V231H135ZM154 230H155V228H154ZM158 230V231H159ZM40 231V230H39ZM42 231V230H41ZM48 231V230H47ZM51 231V230H50ZM50 231H48L47 233H49ZM56 231V230H55ZM138 231V230H137ZM136 231V232H137ZM157 231V230H156ZM167 231V230H166ZM173 231V230H172ZM180 231V230H179ZM42 232H44V231H42ZM51 232H54V230L53 231H51ZM114 232V231H113ZM160 232V231H159ZM159 232H158V234H159ZM164 232V231H163ZM41 233V232H40ZM107 233V232H106ZM108 233H111V232H109L108 231ZM167 233V232H166ZM176 233V232H175ZM121 235L123 234V233H120ZM48 235V234H47ZM46 235V236H47ZM54 235V234H53ZM111 235V234H110ZM113 235V234H112ZM111 235V236H112ZM50 236V235H49ZM48 236V238L49 239H51L50 237ZM114 236V235H113ZM133 236V235H132ZM131 236V237H132ZM54 237H56V236H54ZM53 237V238H54ZM58 237V236H57ZM128 238H130V237H128ZM47 239V238H46ZM132 239V238H131ZM117 240V239H116ZM47 241H48V239H47ZM47 241H45L46 243H48L49 244V242H47ZM52 242V241H51ZM114 242H116V241H114ZM126 242V241H125ZM111 243V242H110ZM52 244H56L55 242H52ZM51 244V245H52ZM97 244V243H96ZM119 244V243H118ZM129 244H132V243H130L129 242ZM128 244V245H129ZM44 245V244H43ZM51 245H49L50 247H51ZM91 245V244H90ZM116 245H117V243H116ZM125 245V244H124ZM48 246V247H49ZM56 246V245H55ZM86 246V245H85ZM93 246V245H92ZM127 246V245H126ZM131 246V245H130ZM43 247V246H42ZM45 247V246H44ZM104 247V246H103ZM120 247V246H119ZM55 248V247H54ZM53 248V249H54ZM95 248H97V247H95ZM100 248V247H99ZM48 249V248H47ZM52 249V248H51ZM119 249V248H118ZM128 249V248H127ZM57 250H59V249H57ZM99 250V249H98ZM100 250H102V249H100ZM106 250V249H105ZM46 251V250H45ZM53 252H54V250H52ZM103 251V250H102ZM59 252V251H58ZM58 252H55L54 253V255H58L57 253ZM127 252V251H126ZM51 253V252H50ZM106 253V252H105ZM110 254V253H109ZM109 254H107V255H109ZM44 255V254H43ZM52 255V254H51ZM61 255V254H60ZM105 255V254H104ZM114 255V254H113ZM15 256V255H14ZM40 256V255H39ZM11 257H12V255H11ZM55 257V256H54ZM53 257V258H54ZM109 257V256H108ZM113 257V256H112ZM8 258H10V256H8ZM16 258V257H15ZM17 258H18V256H17ZM36 258V257H35ZM51 257L49 256L48 257V259H50ZM107 258V257H106ZM111 258V257H110ZM171 258H173V257H168V259H169V261L168 262H170L171 261ZM14 259V258H13ZM13 259H11L12 261H13ZM31 259H33L32 257H31ZM47 259V258H46ZM60 259V258H59ZM58 259V260H59ZM167 259V258H166ZM167 259V260H168ZM6 260H7V257H6ZM18 260H19V258H18ZM173 260V259H172ZM176 260V259H175ZM16 261V260H15ZM15 261H13V262H15ZM35 261V260H34ZM38 261V260H37ZM41 261V260H40ZM1 262H2V260H1ZM9 262V261H8ZM19 262V261H18ZM31 263H32V261H30ZM16 263V262H15ZM20 263V262H19ZM22 263V262H21ZM28 264V262H26V260H25V264ZM30 263V264H31ZM38 264H39V261L37 262ZM44 263V262H43ZM53 263V262H52ZM52 263H50V264H52ZM59 263V262H58ZM1 264V263H0ZM4 264H6L5 262H4ZM8 264V263H7ZM18 264V263H17ZM23 264V263H22ZM32 264H35V262L34 263H32ZM54 264V263H53ZM97 264V263H96ZM168 264H171V263H168ZM173 264H174V261H173Z\"/></svg>",
    "mask_w": 264,
    "mask_h": 264
}]
</instances>
